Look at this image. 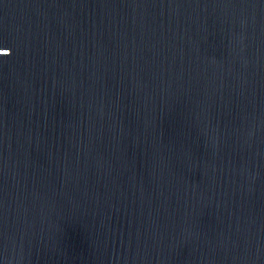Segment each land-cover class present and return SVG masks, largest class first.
Segmentation results:
<instances>
[{"label": "water", "instance_id": "1", "mask_svg": "<svg viewBox=\"0 0 264 264\" xmlns=\"http://www.w3.org/2000/svg\"><path fill=\"white\" fill-rule=\"evenodd\" d=\"M0 264H264V0H0Z\"/></svg>", "mask_w": 264, "mask_h": 264}]
</instances>
